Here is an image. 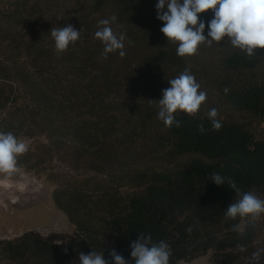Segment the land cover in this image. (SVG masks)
<instances>
[{"label":"trees","instance_id":"trees-1","mask_svg":"<svg viewBox=\"0 0 264 264\" xmlns=\"http://www.w3.org/2000/svg\"><path fill=\"white\" fill-rule=\"evenodd\" d=\"M38 1L0 0V131L29 141L17 167L46 175L74 232L65 245L32 233L0 239V264H79L78 253L93 247L107 260L112 249L130 259L141 232L170 244V264L208 250L210 264H248L264 248L256 246L257 222L226 218L235 193L210 177L231 176L264 197V137L221 111L227 106L264 122V49L247 56L225 38L200 45L197 51L216 59L199 63L196 53L178 56L161 33L158 0H76L97 23L58 54L49 28L62 14L43 20ZM43 1V8L52 4ZM113 15V29L126 34V55L104 59L94 33ZM212 16L209 10L200 19L207 24ZM189 65L216 101L207 96L195 117L177 113L181 126L166 128L148 100H159ZM211 108L218 109V131L207 118ZM237 223L240 231H231Z\"/></svg>","mask_w":264,"mask_h":264},{"label":"clouds","instance_id":"clouds-1","mask_svg":"<svg viewBox=\"0 0 264 264\" xmlns=\"http://www.w3.org/2000/svg\"><path fill=\"white\" fill-rule=\"evenodd\" d=\"M157 19L163 22L161 33L168 43H175L176 53L180 57L194 55L202 44L211 46L213 42H220L227 38L235 49L253 56L258 49H264V0H158L155 5ZM211 10L212 19H200V14ZM115 15L98 21V29L94 36L103 44L102 57L107 59L108 54L118 51L120 57L126 55V34L113 29ZM119 27V25H117ZM207 29V30H206ZM50 35L54 40L55 51L58 54L65 52L70 45L83 41V29L77 30L72 24L53 27ZM128 44L132 41L128 40ZM170 87L162 90L159 100H148L158 109L157 118L166 128H179L180 121L177 113H185L195 117L201 105L207 99V93L201 90V85L190 71V65L177 77L167 81ZM228 90L225 89V92ZM218 117V109L211 108L207 118L213 130H220L222 124ZM198 131H205L203 123L198 125ZM28 151V145L19 140L11 131H0V173L12 175L19 171L17 158ZM210 180L217 186L227 185L236 196L229 203L224 213L230 220L254 223L261 214H264V199L252 191H244L237 186L231 176L212 173ZM193 227L186 229L191 234ZM231 231H240V224H234ZM130 259L112 249L111 259L104 257L103 251L94 247L87 253H78L79 264H170L172 249L164 240L154 241L152 235L143 232L130 243ZM241 252L246 251L244 245H237ZM65 254L67 249L65 248ZM264 248H259L248 257V264H260Z\"/></svg>","mask_w":264,"mask_h":264},{"label":"rangeland","instance_id":"rangeland-1","mask_svg":"<svg viewBox=\"0 0 264 264\" xmlns=\"http://www.w3.org/2000/svg\"><path fill=\"white\" fill-rule=\"evenodd\" d=\"M76 0H48V8L41 7L45 1H38L43 20L55 16V12L62 14L54 27L72 24L77 30L95 28L94 15L88 14L86 6L76 8ZM46 5V4H45ZM51 28H49V31ZM199 63L210 64L215 55L197 51ZM216 58H214L215 60ZM214 67V65H212ZM201 89L206 91L212 101H216L215 90L207 86V82L197 81ZM222 106V105H220ZM219 108V107H218ZM221 111L232 118L245 123L249 130L258 138L264 137V122L251 118L247 114L234 112L227 106ZM26 144L27 139H21ZM19 171L8 175L0 173V239H13L22 234H37L57 245H65L72 237L74 226L68 221L65 214L59 210L51 197L54 185L46 179L45 174L36 175L33 172L18 168ZM264 199V197H260ZM257 238L256 246L264 244V214L256 220ZM212 250L189 262L179 260L176 264H210Z\"/></svg>","mask_w":264,"mask_h":264}]
</instances>
